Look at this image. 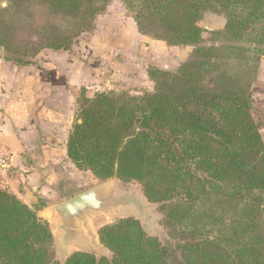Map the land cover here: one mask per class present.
<instances>
[{
	"label": "trees",
	"instance_id": "obj_1",
	"mask_svg": "<svg viewBox=\"0 0 264 264\" xmlns=\"http://www.w3.org/2000/svg\"><path fill=\"white\" fill-rule=\"evenodd\" d=\"M111 1L0 0L4 59L26 67L44 50L69 51ZM121 1L140 35L192 52L173 71L149 68L151 92L85 99L66 155L99 183L140 184L167 238L119 219L97 231L109 259L74 252L64 264H264V135L252 96L264 0ZM207 12L225 18L208 44L198 25ZM0 264H56L48 223L1 190Z\"/></svg>",
	"mask_w": 264,
	"mask_h": 264
},
{
	"label": "rangeland",
	"instance_id": "obj_2",
	"mask_svg": "<svg viewBox=\"0 0 264 264\" xmlns=\"http://www.w3.org/2000/svg\"><path fill=\"white\" fill-rule=\"evenodd\" d=\"M1 6H5L4 1H2ZM224 24L225 18L222 15L213 12H207L203 15L198 25L204 30L202 37L206 44L210 42L208 41L210 39L209 33L221 31L224 28ZM94 25V31L84 33L73 41L69 51H54L56 55L61 57L74 58L72 66L79 68L78 71L84 70L88 79L86 83H76L74 85L77 103L73 112V123L78 114V109L83 105L85 99H92L95 93L112 91L125 92L130 96H137L145 91L151 92L154 85L148 79V69L153 67L159 70L173 71L188 59L193 49L186 46L170 47L163 41L140 37L131 15L121 0H112L105 11L96 18ZM209 27H213L214 30L208 31L207 28ZM0 51L3 52L1 48ZM3 55H5L4 52ZM263 59L264 56L260 58L256 78L252 85L253 98L257 95L253 91V87H256ZM101 76L111 78L109 84L112 81L115 82L104 89L102 88L104 86L98 89L101 84L94 82V80H100ZM144 76H146L145 79ZM81 92H89L90 98H87ZM253 118L259 127H264V116L257 113L256 109L253 113ZM53 180L54 185L50 184V189L47 185H43L42 189L33 195L34 197L30 204L23 203L19 198L18 200L35 211L39 218L48 223L53 236V251L56 264H64L67 257L74 252H90L97 258L106 257L109 259L111 253L98 240V242H92L81 228H78L79 233L76 240L66 242L63 240V234L57 229L58 222L41 214L46 207L59 203L73 194L100 183L89 171L76 168L68 157L62 160V166ZM8 181L10 186L9 174ZM103 183L112 186L117 194L134 193L138 202L135 205L112 212L110 216L90 215V226L97 239V231L101 227L127 217L137 219L148 236L156 237L160 241H164L167 238L162 226L163 215L160 212V204L148 202L143 196L140 184L137 182L125 183L117 179ZM4 192L14 195L10 191Z\"/></svg>",
	"mask_w": 264,
	"mask_h": 264
},
{
	"label": "crops",
	"instance_id": "obj_3",
	"mask_svg": "<svg viewBox=\"0 0 264 264\" xmlns=\"http://www.w3.org/2000/svg\"><path fill=\"white\" fill-rule=\"evenodd\" d=\"M55 53L44 50L31 65L18 67L0 51V145L11 153L10 192L27 205L43 185H54L67 159L65 145L77 103L74 85L88 82L86 72L72 66L74 58ZM110 80L101 76L94 82L104 89L115 82ZM253 91L257 113L264 116V59ZM83 94L90 98L89 92Z\"/></svg>",
	"mask_w": 264,
	"mask_h": 264
},
{
	"label": "water",
	"instance_id": "obj_4",
	"mask_svg": "<svg viewBox=\"0 0 264 264\" xmlns=\"http://www.w3.org/2000/svg\"><path fill=\"white\" fill-rule=\"evenodd\" d=\"M213 31V27L207 28ZM138 199L134 193L117 194L107 183L73 194L65 200L46 207L41 214L58 222V231L63 234V240L73 242L78 237L81 228L92 242H98L90 226V215L110 216L112 212L135 205Z\"/></svg>",
	"mask_w": 264,
	"mask_h": 264
},
{
	"label": "built area",
	"instance_id": "obj_5",
	"mask_svg": "<svg viewBox=\"0 0 264 264\" xmlns=\"http://www.w3.org/2000/svg\"><path fill=\"white\" fill-rule=\"evenodd\" d=\"M11 153L5 147L0 145V190L10 191L8 174L10 170Z\"/></svg>",
	"mask_w": 264,
	"mask_h": 264
}]
</instances>
